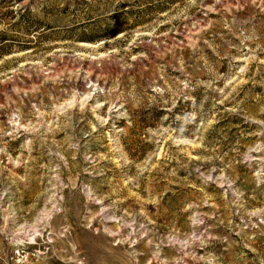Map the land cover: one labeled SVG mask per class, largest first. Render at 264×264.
<instances>
[{"label": "rangeland", "instance_id": "374dc122", "mask_svg": "<svg viewBox=\"0 0 264 264\" xmlns=\"http://www.w3.org/2000/svg\"><path fill=\"white\" fill-rule=\"evenodd\" d=\"M0 264H264V0H0Z\"/></svg>", "mask_w": 264, "mask_h": 264}]
</instances>
